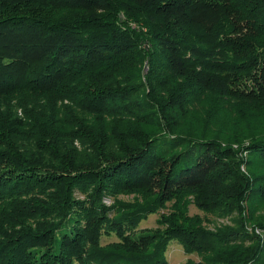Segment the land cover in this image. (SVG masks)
Segmentation results:
<instances>
[{"label":"trees","instance_id":"1","mask_svg":"<svg viewBox=\"0 0 264 264\" xmlns=\"http://www.w3.org/2000/svg\"><path fill=\"white\" fill-rule=\"evenodd\" d=\"M173 240L264 264V0H0V264Z\"/></svg>","mask_w":264,"mask_h":264},{"label":"rangeland","instance_id":"2","mask_svg":"<svg viewBox=\"0 0 264 264\" xmlns=\"http://www.w3.org/2000/svg\"><path fill=\"white\" fill-rule=\"evenodd\" d=\"M242 156H245L246 153H241ZM243 170H245L244 168H242ZM127 197V196H124ZM106 203H110L111 200L109 199H105L104 200ZM189 213H199L203 216L206 224L210 227L213 228L216 225H220V224H227L231 222V218L229 216H215L214 214H205L203 211L199 210L197 207H195L194 204H190L189 205ZM157 218H158V213H150L148 214V216L142 220L139 221L138 223V230L139 229H143V228H153L158 226L157 225ZM251 228L250 226H248V229ZM257 232H260L259 229H256ZM110 239H115L114 236L112 237H107V238H103V241H108ZM166 258L168 261V264H184V262L186 261V259L188 257L191 258H197L196 254H189V253H185L182 246L176 242V241H171L166 249Z\"/></svg>","mask_w":264,"mask_h":264}]
</instances>
